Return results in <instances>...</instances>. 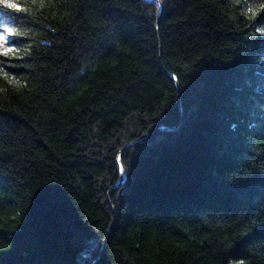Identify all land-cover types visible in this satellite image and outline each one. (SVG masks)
Returning <instances> with one entry per match:
<instances>
[{"label": "trees", "instance_id": "16d2710c", "mask_svg": "<svg viewBox=\"0 0 264 264\" xmlns=\"http://www.w3.org/2000/svg\"><path fill=\"white\" fill-rule=\"evenodd\" d=\"M6 32L0 264H264V0H7Z\"/></svg>", "mask_w": 264, "mask_h": 264}, {"label": "snow or ice", "instance_id": "6c2138e0", "mask_svg": "<svg viewBox=\"0 0 264 264\" xmlns=\"http://www.w3.org/2000/svg\"><path fill=\"white\" fill-rule=\"evenodd\" d=\"M6 2H7V0H0V4L6 3ZM16 6L17 5H15V4H8V7H11V8H15ZM248 10L251 11V8H249ZM6 35H11V33L6 32L5 35H0V48H3L5 52L13 51V49H11V48H4V45L9 42L6 40ZM0 73H3L5 76H7V73H4L2 68H0ZM13 79H15V78H13ZM17 83H19V82L17 81Z\"/></svg>", "mask_w": 264, "mask_h": 264}, {"label": "rangeland", "instance_id": "374dc122", "mask_svg": "<svg viewBox=\"0 0 264 264\" xmlns=\"http://www.w3.org/2000/svg\"><path fill=\"white\" fill-rule=\"evenodd\" d=\"M6 39H8V35H6ZM228 264H246V263L243 262L242 260H233V261L229 262Z\"/></svg>", "mask_w": 264, "mask_h": 264}, {"label": "water", "instance_id": "95a60500", "mask_svg": "<svg viewBox=\"0 0 264 264\" xmlns=\"http://www.w3.org/2000/svg\"><path fill=\"white\" fill-rule=\"evenodd\" d=\"M158 1H160L161 3H163V0H158ZM176 78V77H175ZM177 85H178V83H177ZM120 168L122 169V166H121V163H120ZM123 170V169H122ZM123 175H125V173H123ZM123 180H121L120 181V183L122 182Z\"/></svg>", "mask_w": 264, "mask_h": 264}]
</instances>
